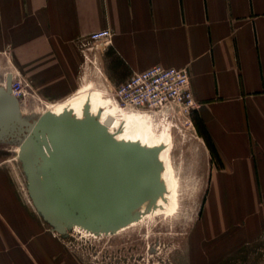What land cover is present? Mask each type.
<instances>
[{
	"label": "crops",
	"instance_id": "0c3cea01",
	"mask_svg": "<svg viewBox=\"0 0 264 264\" xmlns=\"http://www.w3.org/2000/svg\"><path fill=\"white\" fill-rule=\"evenodd\" d=\"M102 28L111 29L110 42L91 47L90 33ZM8 49L51 101L67 97L78 71L90 70L85 55H97L118 84L157 64L186 68L197 101L192 115L219 156L210 188L238 191L228 199L239 205L229 207L236 219L247 212L243 196L247 203L258 200L264 189V0H0V53ZM7 185L0 180V264H96L39 223L29 227L30 211H17Z\"/></svg>",
	"mask_w": 264,
	"mask_h": 264
},
{
	"label": "rangeland",
	"instance_id": "374dc122",
	"mask_svg": "<svg viewBox=\"0 0 264 264\" xmlns=\"http://www.w3.org/2000/svg\"><path fill=\"white\" fill-rule=\"evenodd\" d=\"M97 57L85 55L90 70L78 71L75 89L62 99L41 97L34 79L20 69L9 49L0 53V82L6 81L8 72L16 76L15 87L25 92L21 112L31 118L87 95L104 104L108 99L110 104L117 103L112 91L120 81L103 70ZM127 111L150 116L156 135L170 131L173 201L167 209L142 215L117 231L84 227L59 210L51 218L34 199L32 179L35 175L40 178V155L20 141L0 142V180L8 181L9 200L19 201L17 211H30L29 227L39 223L80 258L96 264H264V189H258L255 204L247 203L243 196L247 212H239L236 219L229 207L237 209L239 205H228L235 189L225 192L209 186L211 164L218 159L208 152L192 114L189 121L178 113Z\"/></svg>",
	"mask_w": 264,
	"mask_h": 264
},
{
	"label": "water",
	"instance_id": "95a60500",
	"mask_svg": "<svg viewBox=\"0 0 264 264\" xmlns=\"http://www.w3.org/2000/svg\"><path fill=\"white\" fill-rule=\"evenodd\" d=\"M12 74L0 85V142L20 141L44 155L45 179H32L34 199L51 218L56 210L111 229L145 200L163 191L156 148L118 140L96 116L76 119L23 116L11 92Z\"/></svg>",
	"mask_w": 264,
	"mask_h": 264
},
{
	"label": "bare ground",
	"instance_id": "6f19581e",
	"mask_svg": "<svg viewBox=\"0 0 264 264\" xmlns=\"http://www.w3.org/2000/svg\"><path fill=\"white\" fill-rule=\"evenodd\" d=\"M11 73V72H9ZM13 76L14 74L11 73ZM6 86V82L3 84ZM143 112H132L120 108L117 103L110 104L109 99L106 104L101 99L93 95H87L81 100L73 99L72 101L63 105H55L43 111L40 115H49L53 118H62L64 115H70L73 118L81 119L86 115L96 116L101 123L105 121L108 116L112 117V122L107 125V129L112 133L116 139L123 141H132L144 145L146 147L156 148L162 163L161 181L163 183V191L155 199H147L137 206L132 213L127 216L119 225L105 230L117 231L119 228L125 227L129 224L135 223L142 215H154L165 209L172 203V189H173V166L171 159V134L169 129L156 135L154 122L150 116L142 114ZM38 153V152H36ZM40 155V179H45V159L44 155ZM38 208L43 209L38 205ZM59 212H63L67 217L73 219L84 227H92L90 224L78 221L76 218L68 216L61 207H58ZM44 212V211H43ZM46 214V212H45ZM99 229V230H100Z\"/></svg>",
	"mask_w": 264,
	"mask_h": 264
},
{
	"label": "built area",
	"instance_id": "2783aa9c",
	"mask_svg": "<svg viewBox=\"0 0 264 264\" xmlns=\"http://www.w3.org/2000/svg\"><path fill=\"white\" fill-rule=\"evenodd\" d=\"M112 37L109 28L90 33L91 47L108 44ZM7 84V81H5ZM16 76L12 75L11 92L21 102L24 88H16ZM6 87V86H5ZM112 100L123 109L140 110L148 113H178L189 117L197 107L191 88L189 71L184 67L153 65L141 71H134L126 80L116 85Z\"/></svg>",
	"mask_w": 264,
	"mask_h": 264
},
{
	"label": "trees",
	"instance_id": "16d2710c",
	"mask_svg": "<svg viewBox=\"0 0 264 264\" xmlns=\"http://www.w3.org/2000/svg\"><path fill=\"white\" fill-rule=\"evenodd\" d=\"M204 138H205V140H206V142H207V145H208V147H209V149H210V151H211L213 157H215V158L218 159L219 156L217 155L216 150H215V148H214V146H213L211 140H210L206 135H204Z\"/></svg>",
	"mask_w": 264,
	"mask_h": 264
}]
</instances>
